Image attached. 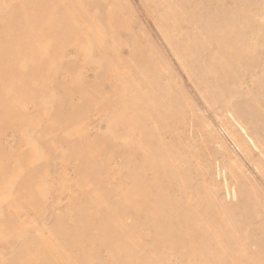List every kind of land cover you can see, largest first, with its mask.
<instances>
[{"label":"rangeland","instance_id":"374dc122","mask_svg":"<svg viewBox=\"0 0 264 264\" xmlns=\"http://www.w3.org/2000/svg\"><path fill=\"white\" fill-rule=\"evenodd\" d=\"M60 1L0 0V264H264V0Z\"/></svg>","mask_w":264,"mask_h":264},{"label":"bare ground","instance_id":"6f19581e","mask_svg":"<svg viewBox=\"0 0 264 264\" xmlns=\"http://www.w3.org/2000/svg\"><path fill=\"white\" fill-rule=\"evenodd\" d=\"M60 1V0H59ZM61 2V1H60ZM82 4V3H81ZM73 14V13H72ZM74 15V14H73ZM80 16V15H79ZM2 31V30H1Z\"/></svg>","mask_w":264,"mask_h":264}]
</instances>
